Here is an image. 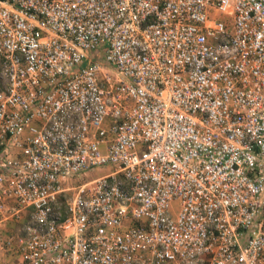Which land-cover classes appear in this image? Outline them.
I'll use <instances>...</instances> for the list:
<instances>
[{
  "label": "built area",
  "instance_id": "1",
  "mask_svg": "<svg viewBox=\"0 0 264 264\" xmlns=\"http://www.w3.org/2000/svg\"><path fill=\"white\" fill-rule=\"evenodd\" d=\"M0 252L264 264V0H0Z\"/></svg>",
  "mask_w": 264,
  "mask_h": 264
},
{
  "label": "crops",
  "instance_id": "2",
  "mask_svg": "<svg viewBox=\"0 0 264 264\" xmlns=\"http://www.w3.org/2000/svg\"><path fill=\"white\" fill-rule=\"evenodd\" d=\"M16 230L18 232V229H16V223L12 221L3 222L1 238H4L7 234H14ZM14 262V258L10 254L0 252V264H13Z\"/></svg>",
  "mask_w": 264,
  "mask_h": 264
},
{
  "label": "rangeland",
  "instance_id": "3",
  "mask_svg": "<svg viewBox=\"0 0 264 264\" xmlns=\"http://www.w3.org/2000/svg\"><path fill=\"white\" fill-rule=\"evenodd\" d=\"M107 71H110V70L107 69ZM108 171H109L108 167H102V168L91 170V171H89V174L87 175L86 179H84L82 182H84L86 180H90V179L96 178L98 176H101V175L105 174ZM16 229H18V232H19V224H16ZM16 233H17V230L14 232V234H16Z\"/></svg>",
  "mask_w": 264,
  "mask_h": 264
}]
</instances>
